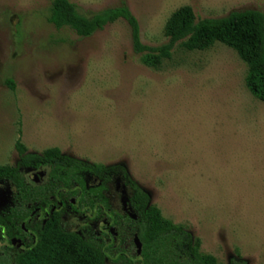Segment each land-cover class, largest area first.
Listing matches in <instances>:
<instances>
[{
	"label": "rangeland",
	"instance_id": "1",
	"mask_svg": "<svg viewBox=\"0 0 264 264\" xmlns=\"http://www.w3.org/2000/svg\"><path fill=\"white\" fill-rule=\"evenodd\" d=\"M53 0H0V166L59 148L75 159L122 164L162 216L189 230L200 252L228 264H264V102L246 86L248 67L221 43L179 44L157 69L133 49L125 20L88 38L48 22ZM86 17L126 6L143 44L162 46L174 12L198 19L264 12V0H69ZM12 79L14 89L6 80ZM48 169L27 171L36 184ZM15 189L0 184V209ZM106 195L135 216L121 176ZM73 220L72 231L82 226Z\"/></svg>",
	"mask_w": 264,
	"mask_h": 264
},
{
	"label": "trees",
	"instance_id": "2",
	"mask_svg": "<svg viewBox=\"0 0 264 264\" xmlns=\"http://www.w3.org/2000/svg\"><path fill=\"white\" fill-rule=\"evenodd\" d=\"M119 20L130 26L134 52L149 68L157 69L170 59L176 44L187 51L207 50L216 43L233 49L248 67V90L264 102V12L249 9L198 19L191 7H182L166 23L168 43L158 47L142 43L138 20L126 6L89 18L69 0H53L48 18L55 28H70L81 38ZM6 84L14 89L12 79ZM16 150L19 162L0 166V184L15 189L11 203L0 209V264H219L200 252L201 243L189 230L162 216L124 165L81 161L59 148L31 154L20 141ZM42 169H48L44 182L36 184L26 177L27 171ZM117 176L131 190L135 216H122L111 208L106 191ZM101 219L110 223L108 229L99 225ZM73 220L83 223L77 231L71 230ZM135 238L142 245L140 254ZM228 264L248 263L233 256Z\"/></svg>",
	"mask_w": 264,
	"mask_h": 264
},
{
	"label": "flooded vegetation",
	"instance_id": "3",
	"mask_svg": "<svg viewBox=\"0 0 264 264\" xmlns=\"http://www.w3.org/2000/svg\"><path fill=\"white\" fill-rule=\"evenodd\" d=\"M96 180H93V182H95ZM111 204V203H110ZM111 208L113 209V211L116 213V211L114 210V208L112 207V205H111ZM132 210H133V208H132ZM133 212H134V210H133ZM102 224H106V228L105 229H108L109 227H110V223H108L107 221H106V219L104 220V219H101V220H99V225H102ZM101 231V233H102V231H103V229H101L100 230ZM111 231H112V233L114 234L115 233V231L111 228ZM16 243H17V241H16Z\"/></svg>",
	"mask_w": 264,
	"mask_h": 264
},
{
	"label": "water",
	"instance_id": "4",
	"mask_svg": "<svg viewBox=\"0 0 264 264\" xmlns=\"http://www.w3.org/2000/svg\"><path fill=\"white\" fill-rule=\"evenodd\" d=\"M134 242H135V245H136V248H137V254H140L141 253V249H142V245H141L139 239L135 238ZM14 244H16V241H14Z\"/></svg>",
	"mask_w": 264,
	"mask_h": 264
}]
</instances>
